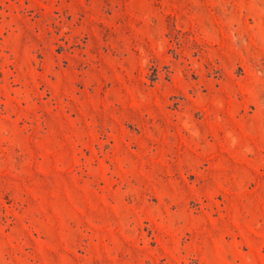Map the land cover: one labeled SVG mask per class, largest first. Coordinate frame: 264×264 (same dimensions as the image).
I'll list each match as a JSON object with an SVG mask.
<instances>
[{"label": "rangeland", "instance_id": "rangeland-1", "mask_svg": "<svg viewBox=\"0 0 264 264\" xmlns=\"http://www.w3.org/2000/svg\"><path fill=\"white\" fill-rule=\"evenodd\" d=\"M0 264H264V0H0Z\"/></svg>", "mask_w": 264, "mask_h": 264}]
</instances>
